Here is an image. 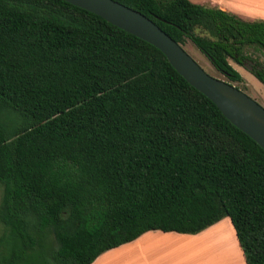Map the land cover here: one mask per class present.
<instances>
[{"label": "trees", "instance_id": "obj_1", "mask_svg": "<svg viewBox=\"0 0 264 264\" xmlns=\"http://www.w3.org/2000/svg\"><path fill=\"white\" fill-rule=\"evenodd\" d=\"M113 1L227 82L244 81L231 61L264 85V21ZM0 185V264H91L224 218L245 264H264V151L158 49L62 0H0Z\"/></svg>", "mask_w": 264, "mask_h": 264}, {"label": "water", "instance_id": "obj_2", "mask_svg": "<svg viewBox=\"0 0 264 264\" xmlns=\"http://www.w3.org/2000/svg\"><path fill=\"white\" fill-rule=\"evenodd\" d=\"M158 49L175 71L264 151V108L226 80L207 73L149 18L113 0H62Z\"/></svg>", "mask_w": 264, "mask_h": 264}, {"label": "crops", "instance_id": "obj_3", "mask_svg": "<svg viewBox=\"0 0 264 264\" xmlns=\"http://www.w3.org/2000/svg\"><path fill=\"white\" fill-rule=\"evenodd\" d=\"M217 8L245 21H264V0H189ZM211 243H208L209 240ZM217 252L201 250L199 242ZM91 264H245L235 231L224 218L196 235L149 231L101 254Z\"/></svg>", "mask_w": 264, "mask_h": 264}, {"label": "rangeland", "instance_id": "obj_4", "mask_svg": "<svg viewBox=\"0 0 264 264\" xmlns=\"http://www.w3.org/2000/svg\"><path fill=\"white\" fill-rule=\"evenodd\" d=\"M184 49L186 52L205 70L212 76L223 78L218 73L214 71L211 65L207 62V60L189 43L187 42L184 45ZM231 66L240 74L242 79L244 80L242 83H233V85L238 86L241 91H243L247 96L256 101L261 107L264 108V85L255 78L252 74L246 71L244 68L236 65L235 63L230 61ZM2 198V186L0 185V202ZM3 226L0 224V237L3 232ZM211 239L208 243H211ZM207 242L201 241L199 245L201 250L206 251H215L217 252L216 246L208 244Z\"/></svg>", "mask_w": 264, "mask_h": 264}]
</instances>
